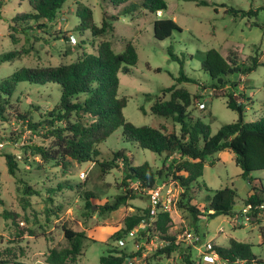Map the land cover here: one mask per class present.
<instances>
[{
	"label": "rangeland",
	"instance_id": "obj_1",
	"mask_svg": "<svg viewBox=\"0 0 264 264\" xmlns=\"http://www.w3.org/2000/svg\"><path fill=\"white\" fill-rule=\"evenodd\" d=\"M143 1L131 0L118 8L110 7L107 0L67 1L56 20L48 24V29H39L30 23L29 26L33 28L13 32L7 23L0 20V55L18 52L14 60L0 64V80L21 67H46L72 62L75 58L72 48L80 41L73 34L78 23L74 13L77 2H80L91 9L98 25L103 16L117 18L112 21L114 32L104 36L116 53L123 51L125 42L130 41L135 46L138 56L136 66L129 75H119V94L128 100L123 109V116L128 122L135 126H171L150 112L154 96H160L161 88L175 84L179 74L178 63L169 59L167 54L170 45L174 54L184 58V74L190 80L179 86L192 95L202 97L200 103L190 107L191 114L202 118L209 125L211 134H215L223 124L235 122L238 114L226 107V98H213L214 92L208 87L210 77L201 69L196 52L216 49L226 56L234 50L239 53V60L244 61L257 53L260 62L264 63V0H205L209 3L207 6L187 0H164L167 8L162 11L161 17L145 9ZM4 4L1 14L5 16L24 9V0H4ZM132 4L136 5L135 11L119 15ZM231 8L253 13L235 17ZM157 19H172L180 27L181 33H174L173 38L161 42L156 41L152 27ZM98 42H94L96 47ZM86 48V52H93L91 43L88 42ZM228 80V86L218 93L233 92L235 98L241 101L239 96L243 91L250 98L244 120L253 122L264 117V66H258L245 76H230ZM233 83L237 85L234 88L231 87ZM56 98L52 88L42 90L22 84L16 88L11 107L18 112H24L31 106L45 109ZM11 107L7 110L10 114ZM32 144L41 145L42 141L32 135L21 120L10 117L3 121L0 118V261L7 264H47L45 259L50 249L67 245L62 232L65 226L84 232L87 237L83 242L82 255L75 262L67 264H99V258L106 255L107 249L117 246L112 236L123 227L125 216L149 207L147 191L137 189L136 183H127V188L123 185L126 182L125 170L120 162L118 168L107 174L100 173L93 163L76 165L68 173L51 165L36 166L41 161L29 149ZM123 148L131 154L133 166L147 161L153 170L159 171L175 161L174 155L158 156L125 144L120 130L100 146V160L110 159L112 152ZM5 154L15 155L18 161L21 171L17 172L16 178L7 172L3 158ZM211 162L214 165H210ZM240 174L241 169L236 166L230 151L207 157L203 175L198 180L200 191L196 186L191 189V195L195 198L193 202L204 207L207 195L229 187L235 190L238 198L235 199L236 207L240 208V200L245 199L251 191V185ZM253 176L262 180L261 183L255 182L257 188L264 189V171ZM18 180H26L30 186L39 189L40 194L22 195ZM58 183L63 185L62 189L57 187ZM161 183L168 184V178L164 182L159 180L157 185ZM127 189L132 190L136 196L134 199L126 201L115 212L97 214L96 206L112 203L116 196L125 195ZM84 191L94 193L95 197L90 199L92 209L86 208ZM176 193L179 198V193ZM170 216L169 234L175 236L177 245L171 255L159 253L164 243L157 233L149 234L147 239L136 238L135 233L125 238L124 246L119 245L120 248L139 253L133 261L136 264H188L187 260L193 264H224L216 257L213 246H227L229 239L233 238L250 244L252 253L264 260V242L259 235V228H264V222H249L245 226L236 214L213 219L199 217L193 223L190 215L178 209L177 205L170 211ZM233 218L239 221L233 222ZM185 230L196 232L202 243H210L212 249L204 250L201 244L188 243L184 238Z\"/></svg>",
	"mask_w": 264,
	"mask_h": 264
},
{
	"label": "trees",
	"instance_id": "obj_2",
	"mask_svg": "<svg viewBox=\"0 0 264 264\" xmlns=\"http://www.w3.org/2000/svg\"><path fill=\"white\" fill-rule=\"evenodd\" d=\"M67 1L76 0H24V9L14 15L5 16L1 14L4 0H0V20L7 23L13 32L33 28L29 26L30 23L39 29H48V24L56 20ZM187 1L209 5L205 0ZM130 2L131 0H107V4L112 8ZM142 6L155 13L167 8L164 0H144ZM135 10L136 5L132 4L119 15H126ZM230 11L235 17L253 13L233 8ZM74 15L78 23L73 34L80 41L72 48L75 51L72 62L46 67H21L0 80V118L3 121L9 120L10 117L21 120L25 128L42 141L41 145L29 146L32 154L41 161L37 162L36 166L51 165L68 173L76 165L93 163V167L100 173L107 174L110 170L118 168L120 162L125 170L126 182H123V185L126 188L130 183H136L137 189L148 191L154 188L159 180L164 182L167 178L168 182L176 183L182 190L176 205L178 209L190 215L193 223L198 221L199 217L213 219L217 216L233 217L236 214L242 216L243 209L248 205L250 209L246 215L250 217V223H263L264 189L257 188L255 182L261 183L262 180L254 178L253 174L264 171V117L253 122L244 120L245 111L251 101L243 91L239 96L241 101L235 98L233 92L218 93L228 86L230 76H245L258 66H264L257 53L244 61L239 60L240 55L234 50L226 56L216 49L196 52L201 69L210 77L208 87L214 92L213 98L225 97L226 107L238 114L235 122L223 124L215 134H211L209 125L205 124L202 118L193 116L189 110L195 103H200L202 97L199 94L192 95L179 86L182 82L190 80L184 74V58L174 54L170 45L167 54L169 59L178 63L179 74L175 84L161 88L160 96H154L150 112L166 120L171 126H135L123 116V109L128 100L118 91L119 75H129L137 64L135 46L130 41L125 42L123 51L116 53L111 42L104 38L108 33L114 32L112 21L117 18L103 16L98 25L91 9L80 2L76 4ZM152 28L153 38L160 42L173 38L174 33H181L180 27L172 19H157ZM95 41H99L97 47L94 45ZM88 42L93 49L91 53L86 52ZM17 55L16 51L1 54L0 64L14 60ZM22 84L42 90L52 88L57 98L49 108L31 106L24 112H18L11 107V100L16 88ZM235 86L237 85L231 84L232 88ZM10 107L11 114L7 112ZM118 130L125 144L158 156L174 155V164L159 171L153 170L147 161L133 166L131 154L126 148L112 152V157L108 160H100V146ZM225 150L233 153L235 164L241 169L240 175L251 185V191L245 199L240 200V208L236 207L235 199L238 198L235 190L229 187L214 191L211 196L207 195L204 200L206 206L201 207L193 202L195 198L191 195V189L196 186L200 191L198 180L203 175L206 158ZM3 158L8 174L16 178L17 172L21 170L15 155L5 154ZM210 165H214V162ZM18 181L21 184L18 189L22 195L40 194V190L30 186L26 180ZM57 187L62 189L63 185L58 183ZM205 190L210 193L208 188ZM82 194L86 208L92 209L90 199L95 197L94 193L84 191ZM135 197L132 190L127 189L125 195L116 196L112 203L96 206L95 211L97 214L115 212L124 206L126 201ZM149 211V208H146L125 216L123 227L112 236L117 246L107 249L106 255L99 258V264H128V261H134L139 253L128 252L118 245L120 240L130 237L133 232L136 233V238L140 239L157 233L164 243L158 250L161 254L169 256L176 251V238L169 234L172 222L170 213L158 208L154 221L150 222ZM142 220L149 225L144 229H137ZM62 232L67 245L60 249H50L45 259L47 264L75 262L82 255L83 242L87 239L84 232L65 226L62 227ZM259 235L264 242V228H259ZM251 247L250 244L230 238L227 246H213V249L216 257L224 264H234L237 261L244 264H264L263 259L252 253ZM187 263L193 264L190 260H187ZM0 264L7 262L0 261Z\"/></svg>",
	"mask_w": 264,
	"mask_h": 264
},
{
	"label": "built area",
	"instance_id": "obj_3",
	"mask_svg": "<svg viewBox=\"0 0 264 264\" xmlns=\"http://www.w3.org/2000/svg\"><path fill=\"white\" fill-rule=\"evenodd\" d=\"M156 15H160V12H157ZM170 187H169V185ZM168 184L165 183H161L159 185L154 186V188L150 189L147 191L148 194V200H149V214H150V218L149 221L152 222L154 221V217L158 211V208H160V210L169 212L172 211L173 208L176 207V202L178 200V194L176 193V191L179 193V195L181 194L182 190L176 185V183L174 182H168ZM166 186H168V188H166ZM175 190V192H174ZM177 198V200H176ZM263 207V206H261ZM250 209V206H246L243 211H242V216H238V219H242V221L240 222L243 225H248L250 222V217L246 215L247 211ZM237 218H233V222H237L239 221ZM237 219V220H236ZM149 224L145 221L142 220L139 222L137 229H144L146 226H148ZM135 232L131 233V236L134 235ZM184 238L186 241H188V243L190 244H201V246H203L204 250H210L212 249V246L210 243H202V240L200 238V236L192 231V230H185L184 232ZM118 245L124 246V241H119ZM128 264L133 263V261H128ZM234 264H244L241 261H237Z\"/></svg>",
	"mask_w": 264,
	"mask_h": 264
},
{
	"label": "crops",
	"instance_id": "obj_4",
	"mask_svg": "<svg viewBox=\"0 0 264 264\" xmlns=\"http://www.w3.org/2000/svg\"><path fill=\"white\" fill-rule=\"evenodd\" d=\"M162 16V12L160 13V16L159 17H161Z\"/></svg>",
	"mask_w": 264,
	"mask_h": 264
},
{
	"label": "clouds",
	"instance_id": "obj_5",
	"mask_svg": "<svg viewBox=\"0 0 264 264\" xmlns=\"http://www.w3.org/2000/svg\"><path fill=\"white\" fill-rule=\"evenodd\" d=\"M159 12V11H158ZM157 13V12H156ZM161 13V12H160ZM157 16V15H156Z\"/></svg>",
	"mask_w": 264,
	"mask_h": 264
}]
</instances>
